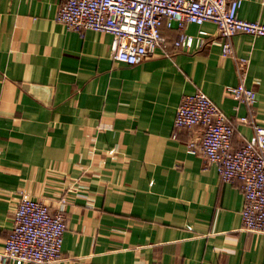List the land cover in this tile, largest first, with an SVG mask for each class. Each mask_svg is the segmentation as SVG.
<instances>
[{"label":"crops","instance_id":"1","mask_svg":"<svg viewBox=\"0 0 264 264\" xmlns=\"http://www.w3.org/2000/svg\"><path fill=\"white\" fill-rule=\"evenodd\" d=\"M59 4L0 0V253L24 191L51 212L66 199L50 264H264V234L243 229L239 183L185 150L200 129L172 138L180 98L196 90L230 119L245 114L224 93L238 80L216 26H186L206 32L201 50L126 65L111 58L110 34L56 22ZM238 16L264 24V0H244ZM163 36L170 44L177 31ZM231 40L264 125V37ZM251 136L238 125L232 146Z\"/></svg>","mask_w":264,"mask_h":264},{"label":"built area","instance_id":"2","mask_svg":"<svg viewBox=\"0 0 264 264\" xmlns=\"http://www.w3.org/2000/svg\"><path fill=\"white\" fill-rule=\"evenodd\" d=\"M244 0H60L55 21L78 33L90 30L112 36L113 60L135 65L160 50L171 56L177 50H201L205 31H186L188 24L213 23L221 38L220 50L232 58L238 82L224 93L245 108L244 115L226 117L202 91L182 95L173 119L172 138L182 129L197 127L200 136L189 138L185 150L214 165L220 181L238 182L243 194L240 218L243 229L264 234V125L256 116V94L244 85L248 60L233 53L237 33L264 37V24L238 16ZM175 28L176 38L167 43L160 27ZM237 108V107H236ZM235 108V109H236ZM247 125L252 136L239 146L231 143L235 127ZM65 197L51 212L41 200L21 191L11 226L0 253V264H50L61 258L65 223Z\"/></svg>","mask_w":264,"mask_h":264},{"label":"trees","instance_id":"3","mask_svg":"<svg viewBox=\"0 0 264 264\" xmlns=\"http://www.w3.org/2000/svg\"><path fill=\"white\" fill-rule=\"evenodd\" d=\"M159 29H160V33L163 35V30H164V29H167V28H165L164 25H163V26H161Z\"/></svg>","mask_w":264,"mask_h":264}]
</instances>
